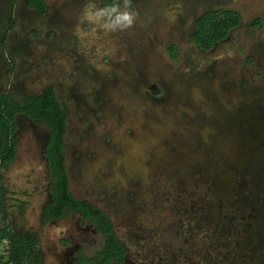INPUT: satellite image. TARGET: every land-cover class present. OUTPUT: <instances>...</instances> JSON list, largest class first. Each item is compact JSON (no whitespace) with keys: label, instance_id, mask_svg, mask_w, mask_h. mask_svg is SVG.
Wrapping results in <instances>:
<instances>
[{"label":"rangeland","instance_id":"1","mask_svg":"<svg viewBox=\"0 0 264 264\" xmlns=\"http://www.w3.org/2000/svg\"><path fill=\"white\" fill-rule=\"evenodd\" d=\"M48 4L43 18L26 0H0V93L56 90L74 196L105 209L143 258L168 250L166 264H264V0H117L115 12L103 0ZM210 11L239 12L244 27L204 54L191 40ZM124 12L130 27L114 24ZM18 122L19 160L5 176L21 233L38 228L51 174L48 129ZM81 221L45 235L85 238L93 257L103 240L78 231ZM9 250L0 243V264Z\"/></svg>","mask_w":264,"mask_h":264},{"label":"trees","instance_id":"2","mask_svg":"<svg viewBox=\"0 0 264 264\" xmlns=\"http://www.w3.org/2000/svg\"><path fill=\"white\" fill-rule=\"evenodd\" d=\"M18 2L15 0V4ZM103 3L107 10L112 11L117 0H103ZM26 4L29 10L43 18L49 13L48 0H26ZM243 27L244 18L239 12L210 11L198 20L191 43L202 53L210 54L230 42ZM262 27L263 20L255 21L251 34L254 36ZM170 54L175 61L179 60L176 47H171ZM21 117L47 128L49 133L45 156L51 174V202L44 210L43 223H59L76 214L81 216L94 224L105 240L104 249L95 259L89 260L81 254L83 264H123L128 251L111 218L93 203L82 202L73 194L67 164L69 116L54 88L41 96L22 100L9 93H0V171L9 170L17 160L19 141L16 135L20 130L18 120ZM3 192L0 179V243L7 240L10 245L9 259L1 264H43L41 256L34 253V238L37 236L16 235L6 226Z\"/></svg>","mask_w":264,"mask_h":264},{"label":"flooded vegetation","instance_id":"3","mask_svg":"<svg viewBox=\"0 0 264 264\" xmlns=\"http://www.w3.org/2000/svg\"><path fill=\"white\" fill-rule=\"evenodd\" d=\"M156 90H157V86L154 85L152 87L151 91L155 92ZM19 125H20V130H21V124L19 123ZM16 137H17V135H16ZM48 139H49V133H48L47 141H48ZM45 150H46V144H45ZM45 150H44V153H45ZM45 158H46V156H45ZM18 160H19V151H18L17 160L13 164V166L9 170L0 171L1 187H2V190H4L2 195H3L4 207H5L4 215L6 217L5 219L7 220L6 226H8L9 229H11V231L16 235H25L27 237L30 235L37 236L34 238L35 243L33 244V248L36 251L34 253H37L41 256V260H42L43 264H59V263L60 264H83L82 259H81L82 253L84 254V257L89 259V260L95 259L98 256V254L104 249L105 240H104L103 235L97 230V228L94 224H92L89 221L84 220V218H82L81 216H79L77 214L73 215L70 218H68L62 222H59V223H53V224H48V225L43 223L44 210L51 202L50 187H49L50 201L47 203L46 206L43 207V210H42L41 215H40V222H39L38 228L24 229L21 233H19L18 231H16L14 229V227L11 223V216H10L11 211H10V208L8 206V200L11 197V190L8 188L7 178H6L5 174H8L12 170V168L15 166V164L18 162ZM46 160H47V158H46ZM50 182H51V176H50ZM50 186H51V184H50ZM86 202H91V201L86 200ZM91 203H93V202H91ZM93 204L96 205L97 207H99L103 212H105L111 218V216L108 214V212L105 209H103L102 207H100L99 205H97L95 203H93ZM74 218H79L80 220H82L81 223H79L76 226L78 231H83L84 235H87L88 233H90V231H92L95 235L101 236V238L103 240V248L95 256L89 257L87 255L88 249L83 244V242H86L85 238L79 237V238H77V241H76V238L64 235V237L61 238L60 241L52 242L49 238L46 237L45 231L47 229H49L53 226H56V225L65 224ZM111 220L115 225L116 231L118 233V236H119L121 242L123 243L126 250L128 251L123 264H166L164 262H167L170 260L169 258H163L164 255H165V257H168V253L170 254V251H168V250H166V253L163 256L160 254L157 256V255H154V253H151L149 257L152 256L153 258H147V257L143 258L142 257L144 255L143 252L142 253H139V252L133 253L131 246H129V244L122 238L120 231H119L117 225L115 224V222L113 221L112 218H111ZM2 227H5V226H2ZM78 231L76 232V234H78ZM60 257H62V261L60 260Z\"/></svg>","mask_w":264,"mask_h":264},{"label":"clouds","instance_id":"4","mask_svg":"<svg viewBox=\"0 0 264 264\" xmlns=\"http://www.w3.org/2000/svg\"><path fill=\"white\" fill-rule=\"evenodd\" d=\"M112 11L115 12L116 9L113 8ZM132 23H133V16L129 12H124L123 14L118 15L116 20L114 21L115 25H121L123 27H130Z\"/></svg>","mask_w":264,"mask_h":264}]
</instances>
